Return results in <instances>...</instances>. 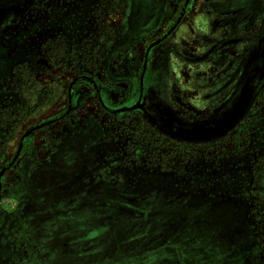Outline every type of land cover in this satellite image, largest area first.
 I'll return each mask as SVG.
<instances>
[{
    "label": "rangeland",
    "instance_id": "374dc122",
    "mask_svg": "<svg viewBox=\"0 0 264 264\" xmlns=\"http://www.w3.org/2000/svg\"><path fill=\"white\" fill-rule=\"evenodd\" d=\"M183 8L145 74L181 123L79 81L3 174L0 264H264V0H0V168L77 76L132 104Z\"/></svg>",
    "mask_w": 264,
    "mask_h": 264
},
{
    "label": "flooded vegetation",
    "instance_id": "af4514ba",
    "mask_svg": "<svg viewBox=\"0 0 264 264\" xmlns=\"http://www.w3.org/2000/svg\"><path fill=\"white\" fill-rule=\"evenodd\" d=\"M188 3H189V0L187 2H186V0H184V7H186ZM185 10H186V8L185 9L183 8L182 13L176 18L174 24H172V26H170L169 29L166 32H164L160 37L154 39L153 41H151L147 45V47L145 49V52H144L143 61H142V67H141V72H140L139 80H138V88H137L138 94L136 96V99L132 102V104L127 105V106H121V107H118V108H110L109 105L106 103L104 97H103V93L101 91V88L99 87V85L97 84V82L93 78H91L89 76H77V77L73 78L69 82V84H68V87H67V107H66L65 111L61 115H59V116H57V117H55L53 119H50V120H55V121L52 122V123H50V124H48V125H46V126H50L51 124L56 123L57 121L62 120L64 117H66L70 113V111L72 109V106H73V91H74V87H75V85L79 81H85L87 84H89L91 86V88L94 89V92H95V94L97 96L98 103H99V105L101 106V108L103 110H105L107 112H110L112 114H115V115H117V114H123V113H130V112H133V111H139V112H141V114L145 118H147L149 121H151L154 126H157L159 128H162L165 131L172 132L174 130V128L176 127L174 125L175 124H180L181 122L173 119L171 116L168 115L167 112H165L164 108L162 107L161 103L159 102V100H158V98H157V96L155 94H152V96H150L147 93V90L145 89V74H146V71H147V68H148V61H149V56L151 54V51L155 47L159 46L174 31L177 23L181 20V18L183 16V12ZM179 17H181V18H180L179 21H177V19ZM171 27H174V28L169 33H167L171 29ZM155 40H160V41L157 44L153 45L151 48H149V50H147L148 46L152 42H154ZM72 81H73V84L70 87V98H69L68 97V89H69V85H70V83ZM100 100H101V102H100ZM135 105H137V106L134 109H131V110H128V111H123V112H118L117 111L120 108H123V107H132V106H135ZM46 121H48V120H46ZM168 121L173 122V124H171V128H169ZM181 125H183V124H181ZM46 126H44V127H46ZM44 127H41L39 129L33 131L32 133H30L28 136H26L23 139L20 138L19 143H21V149H20V152H19L17 158L20 156L21 151L23 149L24 140L27 139L34 132H36V131L44 128ZM19 143H18V145H19ZM18 145H17V148H18ZM13 157H14V155H13ZM17 158L13 161V163L17 160ZM10 162H9V164H10ZM9 164H7V165H5L3 167L8 166ZM12 164L9 165V168H10V166H12ZM3 167H1L0 170ZM7 170L3 174H5L7 172ZM3 174L0 177V183H1L0 194H1L2 184H3V179H2L3 178Z\"/></svg>",
    "mask_w": 264,
    "mask_h": 264
},
{
    "label": "water",
    "instance_id": "95a60500",
    "mask_svg": "<svg viewBox=\"0 0 264 264\" xmlns=\"http://www.w3.org/2000/svg\"><path fill=\"white\" fill-rule=\"evenodd\" d=\"M187 1H188V0H186V2H187ZM180 18H181V17H179V18L177 19V21H179ZM173 28H174V27H171V29H170L167 33H169ZM159 41H160V40H155L154 42H152V43L148 46L147 50H149V48H151L153 45L157 44ZM72 84H73V81L70 83V85H69V89H68V97H69V98H70V87H71ZM100 102H101V100H100ZM102 105H103V104H102ZM136 106H137V105L132 106V107H123V108L118 109L117 111H118V112L128 111V110L134 109ZM54 121H55V120H48V121L42 122V123H40V124H38V125H36V126L30 128V129H28V130L25 131L24 134L21 136V139L25 138L26 136H28V135H29L30 133H32L33 131H35V130L41 128V127H44V126H46V125H48V124H50V123H52V122H54ZM20 149H21V143H19L18 148H17V150H16V152H15V154H14V157H13V159H12V161L10 162L9 165H11V164L13 163V161L17 158V156H18V154H19V152H20ZM9 165L6 166V167H3V168L0 170V177H1V175H2V174H3V173L9 168ZM0 187H1V183H0Z\"/></svg>",
    "mask_w": 264,
    "mask_h": 264
}]
</instances>
